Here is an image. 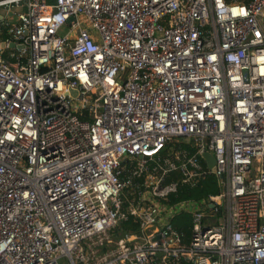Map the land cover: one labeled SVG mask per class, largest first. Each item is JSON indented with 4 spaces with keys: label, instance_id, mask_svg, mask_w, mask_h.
<instances>
[{
    "label": "built area",
    "instance_id": "2783aa9c",
    "mask_svg": "<svg viewBox=\"0 0 264 264\" xmlns=\"http://www.w3.org/2000/svg\"><path fill=\"white\" fill-rule=\"evenodd\" d=\"M0 8V264H264V0Z\"/></svg>",
    "mask_w": 264,
    "mask_h": 264
},
{
    "label": "trees",
    "instance_id": "16d2710c",
    "mask_svg": "<svg viewBox=\"0 0 264 264\" xmlns=\"http://www.w3.org/2000/svg\"><path fill=\"white\" fill-rule=\"evenodd\" d=\"M217 188L215 186V180L214 177L209 176L200 183L196 185L194 188H181L177 196H170L169 200L173 201L176 199H185V198H200L202 196H207L208 194L216 192ZM172 222L174 226L179 229L180 231H183L185 234H188L189 232V216L186 214H178L173 219ZM121 226L123 228L130 227L131 230H136L134 227V223L131 219H128L127 221L122 222ZM185 264V263H184Z\"/></svg>",
    "mask_w": 264,
    "mask_h": 264
},
{
    "label": "rangeland",
    "instance_id": "374dc122",
    "mask_svg": "<svg viewBox=\"0 0 264 264\" xmlns=\"http://www.w3.org/2000/svg\"><path fill=\"white\" fill-rule=\"evenodd\" d=\"M0 11L2 12V9L0 8ZM68 29H69V26L68 25H66V26H64V27H61V29L59 30V33L61 34V35H64V34H66L67 33V31H68ZM208 222L209 223H215L216 222V217H211L209 220H208ZM58 263L59 264H70L69 263V260H68V258L66 257V256H61V257H59L58 258Z\"/></svg>",
    "mask_w": 264,
    "mask_h": 264
},
{
    "label": "water",
    "instance_id": "95a60500",
    "mask_svg": "<svg viewBox=\"0 0 264 264\" xmlns=\"http://www.w3.org/2000/svg\"><path fill=\"white\" fill-rule=\"evenodd\" d=\"M0 17H1V15H0ZM72 19H73V17L68 19L67 22L69 23ZM0 46L3 47L4 43H0ZM9 46L14 47V44L11 43ZM203 157L206 159L208 166H210L212 169H214V167H213V164H214L213 156L209 152H204Z\"/></svg>",
    "mask_w": 264,
    "mask_h": 264
}]
</instances>
